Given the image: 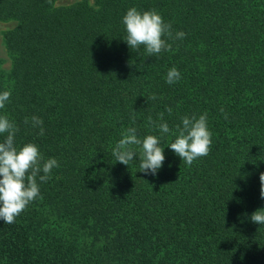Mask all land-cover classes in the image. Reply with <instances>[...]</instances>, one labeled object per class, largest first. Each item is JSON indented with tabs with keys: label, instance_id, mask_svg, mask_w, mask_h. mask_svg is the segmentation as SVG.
<instances>
[{
	"label": "trees",
	"instance_id": "trees-1",
	"mask_svg": "<svg viewBox=\"0 0 264 264\" xmlns=\"http://www.w3.org/2000/svg\"><path fill=\"white\" fill-rule=\"evenodd\" d=\"M57 1L0 0V24H13L0 115L17 147L59 164L14 223L0 220V264H264V224L251 220L264 209V0ZM131 7L171 24V51L129 47ZM204 113L212 144L191 166L170 134L155 176L140 172L139 146L129 166L112 154L127 127L161 135L149 116L174 130Z\"/></svg>",
	"mask_w": 264,
	"mask_h": 264
},
{
	"label": "clouds",
	"instance_id": "clouds-1",
	"mask_svg": "<svg viewBox=\"0 0 264 264\" xmlns=\"http://www.w3.org/2000/svg\"><path fill=\"white\" fill-rule=\"evenodd\" d=\"M125 25V41L131 49L144 46L149 56L158 55L162 51H171L168 40L173 39L171 24L166 23L156 10L140 12L135 7L127 10L122 18ZM185 33L176 32V39H183ZM167 38V39H166ZM181 78L180 72L171 68L167 73L166 82L173 84ZM11 97V91L0 93V109H3ZM151 99H156L153 95ZM171 113L172 109L167 108ZM223 112V109H221ZM225 118L227 116L225 115ZM163 121V113L160 114ZM182 126L176 125L170 129L167 122L157 124L148 117L150 127L158 128L161 135L148 134L138 138L136 127H127L121 133L122 138L116 143L112 154L116 161L128 165L136 156L134 146L140 148V172L155 176L162 167L165 155L162 146L164 134L175 137L168 145L178 157L188 166L200 158L207 156L212 144V133L208 128L207 113L197 118L182 117ZM28 118H25L27 124ZM33 127H40V135L44 134L43 121L37 116L31 118ZM135 117L133 116V123ZM19 131L17 125L6 115H0V134L7 133L3 142H0V220L12 224L27 206L40 195V185L37 182H46L50 179L53 168L59 167L55 158L44 160L39 147L35 143H26L21 147L15 144V136ZM43 173V175H41ZM260 196L264 199V173L260 174ZM251 220L259 225L264 224V209L255 211Z\"/></svg>",
	"mask_w": 264,
	"mask_h": 264
},
{
	"label": "rangeland",
	"instance_id": "rangeland-1",
	"mask_svg": "<svg viewBox=\"0 0 264 264\" xmlns=\"http://www.w3.org/2000/svg\"><path fill=\"white\" fill-rule=\"evenodd\" d=\"M71 0H58L55 4V6H64L70 4ZM13 24H0V60L5 62V66L8 63L6 59V55L4 53L2 44H1V34L4 30L11 28Z\"/></svg>",
	"mask_w": 264,
	"mask_h": 264
}]
</instances>
